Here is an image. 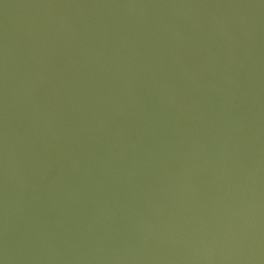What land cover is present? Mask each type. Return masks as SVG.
Wrapping results in <instances>:
<instances>
[{"label": "water", "instance_id": "water-1", "mask_svg": "<svg viewBox=\"0 0 264 264\" xmlns=\"http://www.w3.org/2000/svg\"><path fill=\"white\" fill-rule=\"evenodd\" d=\"M0 264H264V0H0Z\"/></svg>", "mask_w": 264, "mask_h": 264}]
</instances>
